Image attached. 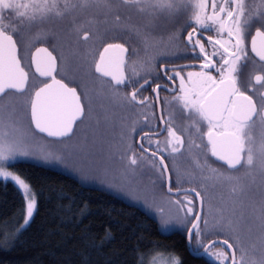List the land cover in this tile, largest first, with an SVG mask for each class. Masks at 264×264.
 <instances>
[{
  "label": "snow or ice",
  "instance_id": "obj_1",
  "mask_svg": "<svg viewBox=\"0 0 264 264\" xmlns=\"http://www.w3.org/2000/svg\"><path fill=\"white\" fill-rule=\"evenodd\" d=\"M120 5L135 7L138 12L148 15H167L169 17L179 15L182 11L191 9V16L187 23L194 24L195 27L187 35V46L191 49L194 59L201 60L199 71H189L181 75L179 71L172 70V75L167 78L175 81L179 78V94L173 97V101L178 103L182 112H184L189 123L183 128L188 133V149L201 150L208 149L213 157L218 161H223L230 171L238 172L244 169V175H225L215 168L197 162V167L203 173L205 168L209 173L204 179L214 180L216 182H227L233 185L231 191H237V185L254 172H259L264 176V130H262L259 142L254 137L253 129L259 123L264 129V94L259 97L260 107L252 95H248L241 90L238 75L242 62L249 59L255 64L258 61L260 74L254 76L256 84L264 86V0H256L249 5L245 0H28V2H18V0H0V13L7 10L9 13H15L16 25L12 23L5 24V17L0 15V100L4 95L12 92L13 94L30 93V89L36 88L37 82L43 86L36 88L34 95H31L28 103L30 104V123L34 129L41 133H47L50 137L70 138L74 132V125L78 120L84 117V106L81 103V97L76 88L69 87L62 80L56 78L58 72L57 57L53 55L48 48H37L32 57L35 64V71L39 77L50 79V83L38 81L35 75L31 84L29 83V73L25 71L22 65L21 57L18 55L17 40L14 35H19L25 39L26 33L30 32L34 25L42 24L51 19H63L70 17L73 30L78 34L82 25L77 24V14L85 13L95 9L102 11L107 16L114 13ZM209 6L211 12L209 13ZM92 23V21H89ZM254 24L256 27L255 35L251 36L250 52L246 44V36ZM128 31L134 33L142 44L141 49L132 48L131 54L137 59L128 67L131 70V78L124 75L125 58L124 53L129 50L123 44H108L100 53L99 61L95 64V71L102 76H111L115 83L112 88L114 97L119 96L118 89L121 85L127 86L134 82L138 83L141 72L148 73L158 56L164 55L163 52H154L156 42L148 31H142L140 28L123 23L121 17L114 16L112 29L106 31ZM214 31V36H207L206 43L202 40L203 33ZM50 34L46 32L37 33L35 36H28L25 47H31L35 40L47 38ZM97 38H102L100 35ZM176 37H169V43ZM83 39H89V33L84 32ZM211 49L209 51L208 49ZM55 50V49H54ZM141 53H143L141 55ZM115 54V55H113ZM183 67H196V65H182ZM213 72L216 75H213ZM60 74L63 69H60ZM167 74V70H165ZM150 81L145 79L138 89L125 95L123 99L128 104H146L148 98L137 100L138 93ZM161 85H156L153 89L157 92ZM176 91V89H173ZM3 105H0L2 111ZM26 114V113H25ZM168 133V139L163 149L160 148V141H152L147 134L142 138L147 140L149 145L155 143L157 150L151 155L156 157L160 151H167L169 155L181 153L184 147V139L177 135L172 126V115L168 119L161 117ZM148 117L145 116L147 123ZM22 118L16 115L13 108L9 114L8 122L0 115V177L5 180L11 179L20 189L23 190L27 199L26 215L24 224L30 223L36 208V199L31 193L30 185L19 175L9 172L5 164L10 159L17 156L28 157L29 152L17 148L20 141L23 140L26 133L22 128ZM202 125L207 126V132H202ZM193 136L203 138L207 137L206 144H197ZM11 138V140L9 139ZM131 149V145H129ZM170 149V151H169ZM144 151H147L146 149ZM160 167L163 172H167V165L164 164L163 156L159 157ZM132 165L137 164L135 155L130 159ZM187 191V190H186ZM196 197L200 198V192L191 189ZM169 192L171 187L169 186ZM181 206L185 212V220L188 217H194L189 233V253L198 259H207L218 261L219 264H245L244 256L248 253L241 248V258L237 260L235 251L231 256L226 252H210L211 245L205 247L200 241L201 235L216 234L227 235L229 238L223 240V245L232 250L234 245L239 247V236L235 235L237 222L225 216L226 209H213L211 204L208 207L207 216L212 217L202 219L201 212H195L193 201L186 199L173 201ZM201 209H203V199L201 198ZM162 212V209L160 210ZM261 218L264 221V206L261 207ZM203 223V229H201ZM264 228V223H262ZM197 236V245L191 247L192 235ZM229 239L233 243H229ZM215 241L213 243H218ZM261 244L264 245V233L261 234ZM255 249V245L252 246ZM204 250L201 251L200 249ZM163 253H156L148 261V264H161L158 257H163ZM141 264H144V258H140ZM163 264H181L178 257L171 256L170 261H163ZM247 264H264V250L259 256L255 252L247 261Z\"/></svg>",
  "mask_w": 264,
  "mask_h": 264
},
{
  "label": "flooded vegetation",
  "instance_id": "obj_2",
  "mask_svg": "<svg viewBox=\"0 0 264 264\" xmlns=\"http://www.w3.org/2000/svg\"><path fill=\"white\" fill-rule=\"evenodd\" d=\"M18 2H28V0H18ZM245 2L249 5L254 3L253 0H245ZM210 12L211 8L209 6ZM117 14L121 17L123 23L136 26L142 31H148L157 45L154 52H163L164 55L157 57L150 72H141L138 83L134 82L127 86L121 85L118 89L119 96L114 97L113 93L117 90L113 89L112 85L115 81L112 80L111 76H102L95 71V64L99 61L100 53H102L108 44H123L129 50L127 53H124L125 66L123 71L125 77L131 78L132 73L128 65H131L137 59V57L131 54V50L132 48H142L140 40L134 33L119 30L106 31L107 29H112L114 16ZM0 15L5 17L3 21L5 24L12 23L14 26L16 25L15 13H9L7 10H4ZM100 15H104V13L102 11L98 12L95 9L77 14V24L82 25L81 31L78 34L73 30L70 17L51 19L59 20L61 23L65 21L68 24H65L64 27L67 28L64 31L60 29L56 30L58 25H54V29L50 31L45 30L44 32L50 35L46 39L35 40L34 43L36 44L29 50L26 48L27 50H24L25 53L22 52L18 35H14L19 46V55L23 66H25L24 60H28L32 68V73H30V70L25 66V69L29 73V83L32 82L33 75H35L38 81L42 80L43 83L51 82L50 79L39 77L34 71L32 63L33 51L36 47L45 45L57 57L58 72L56 73V77L63 80L70 87L77 89L81 97V103L84 106V117L75 124L71 137L76 133L82 135V138H84L92 128H97L98 130L99 128H103L104 131L106 129L108 135L110 134L108 149L115 157L117 163L126 164L129 168L138 167L137 172L142 192L151 193L155 196L159 195L161 198L166 197V199H169L170 204H175L173 201H181L183 203L186 199L192 200L193 204H199L198 198L192 191L180 192L179 194L172 192L183 189H196V191L200 192L203 204H205L203 193L209 192V189L212 187L211 183L215 182V184H218L222 182L204 179L205 176L209 175L207 168L202 173L200 168L197 167V162L200 165H204L206 160L207 165L225 175L235 173V171H230L225 163L218 161L206 148L193 150L192 152L187 151L189 135L183 131V128L189 123V120L186 114L181 111L179 104L173 101V97L179 94V78H176L174 82L167 78L172 75V70L179 71L181 75L185 76L189 71L200 70L199 64L201 60L194 59L191 49L187 46L188 32L192 31V28L195 27L194 24L187 23L191 16V9L182 11L179 15L169 17L160 14L148 15L147 13L138 12L135 7L120 5L114 13H110L107 16L106 24H100ZM89 21H92V23H89ZM37 25L31 28L28 36H35L43 29L42 25ZM256 27H259V24H254L246 36L249 56L253 58L254 56L250 52V41L251 36L255 35ZM85 31L89 33L87 41L83 39ZM66 34L67 38L65 37ZM98 35L102 38H97ZM215 35L214 31L203 33L202 40L205 42L206 47H208L206 37H215ZM173 36L176 38L169 43V37ZM78 48L92 49L85 52L89 55L88 57L78 61L76 60ZM208 50L211 51L210 48ZM182 65H196V67L182 68ZM60 69H63V75L60 74ZM165 70H167V74H165ZM260 73L261 69L259 68L258 61L254 64L253 60L249 59L246 62H242L238 75L241 90L253 96V99L257 101L258 108L260 107L259 97L261 94H264V86L256 84L253 78L256 74ZM213 75H216V73L213 72ZM145 79L149 80L150 84L146 85L138 93L137 100H143L147 97L146 104H128L123 97L138 89ZM42 85V83L37 82L36 88ZM156 85L162 86L158 89V98L157 92L153 91ZM36 88L30 90V98L31 95H34ZM173 89H176V91H173ZM11 93L9 92L4 95L3 98ZM170 114L172 115V126L175 128L177 135L184 139V147L181 153L175 155H169L167 151H160L156 157H153L151 153L157 150L155 143L150 146L148 141L142 138L147 134L152 141H160V148L163 149L168 139V133L161 117L166 120ZM145 116L148 117L147 123L145 122ZM26 117V122L29 124L30 104ZM121 128H123V133L121 132ZM262 130L264 129H262L259 123L253 129L257 142H259L258 134L262 133ZM201 131L206 133L207 126L202 125ZM117 132L118 136H116ZM43 136L49 138L44 134ZM193 139L196 140L197 144L207 143L206 136L203 138V142L196 136H193ZM129 145H131V149H129ZM145 149L147 151H144ZM133 155L137 159L136 165L130 163ZM160 156H163L164 164L167 165L168 170L166 173L160 167ZM225 183L223 182L222 184ZM169 186L171 187V192H169Z\"/></svg>",
  "mask_w": 264,
  "mask_h": 264
},
{
  "label": "trees",
  "instance_id": "obj_3",
  "mask_svg": "<svg viewBox=\"0 0 264 264\" xmlns=\"http://www.w3.org/2000/svg\"><path fill=\"white\" fill-rule=\"evenodd\" d=\"M100 22L106 24L104 15H100ZM18 40L23 53L36 44L33 42L26 49L24 39L18 35ZM91 49L78 48L76 60H84L89 56L85 52ZM24 65L32 73L28 60H24ZM26 121L22 124L46 138L33 128L30 121L29 124ZM93 130L90 129L84 138L75 133L70 143L76 145L77 150H73L71 145L66 146V157L73 160L79 154L84 155L90 172L99 175L94 167L96 163L86 149ZM99 131L105 134L103 128ZM258 135L260 140L261 133ZM11 167L34 190L37 209L30 223L21 227L26 215L25 197L13 181L0 178V264H141V256L147 264L151 254L158 251L176 254L181 264H219L218 261L194 258L189 253L188 229L194 217H188L181 228L164 231L159 219L111 189L103 177L82 180L72 173L28 157L17 160ZM244 171L241 169L231 175L243 176ZM211 184L209 192L203 193L202 219H212L207 216L210 204L213 209H226L225 216L237 222L235 235L239 236V247L234 245L237 260L241 258L240 249L243 248L248 253L244 256L247 264L253 252L259 256L264 250L261 244L264 176L254 172L236 186L235 193L231 191L233 185L230 183ZM192 206L197 212L198 204ZM213 238L229 237L207 234L199 239L205 246ZM229 241L233 243L232 239ZM197 242V236L193 234L192 246L195 247ZM214 247L229 253L221 243L210 249Z\"/></svg>",
  "mask_w": 264,
  "mask_h": 264
},
{
  "label": "rangeland",
  "instance_id": "obj_4",
  "mask_svg": "<svg viewBox=\"0 0 264 264\" xmlns=\"http://www.w3.org/2000/svg\"><path fill=\"white\" fill-rule=\"evenodd\" d=\"M65 24L67 25L68 23H66L65 21L61 23L59 20H48L40 24L43 26V29L39 31V33L44 32L45 30L50 31L54 29L55 28L54 25H58L56 27V30L60 29L64 31V29L67 28L64 27ZM37 27L39 26L37 25ZM27 37H28V33H27ZM27 37L24 39V42H26ZM65 37L67 38V34L65 35ZM29 100H30L29 93L23 95L11 93L2 100H0V105H3L2 111H0V115L3 116L5 123L8 122L9 114L12 112L13 108H15L16 110V115L22 118V122H25L26 115L29 111V103H28ZM21 126L24 129L26 135L23 138V140L20 141L15 146L21 150L29 152L30 155L28 156V159L57 167L59 169H62L64 171L76 175L82 180L103 177L105 179L104 182L107 185H109L111 189L115 190L116 192H118L120 195L124 196L128 200L135 202L138 206H140L144 210L154 215L157 219H159L161 228L164 231L169 232L174 229L181 228L184 225V223L187 222V220H185V212L182 210L181 206H178L177 204H170L169 199L161 198V196L159 195L155 196L154 194L141 191L142 188L140 189V184H139L140 179H139V174L137 172L138 167L129 168L128 165L126 164L123 165L121 163H117L115 157L111 154L110 150L108 149L110 134L108 135L106 130H105V134H102L99 130L93 128L95 131L93 130L92 139L86 143V149L90 153L89 154L90 158L92 159V161H95L96 163L94 167L99 174L97 175L96 173L94 174L91 173L90 168L85 165L87 158L86 157L84 158V155L79 154L78 157H75V159L73 160H71L69 157H66L67 156L66 154H68L67 153L68 150L65 149L66 146L69 147V145H71L73 146V150H77L75 149L76 145L70 143V139L63 138V139L49 140L39 136L35 131L30 129L31 127L29 128L27 125H24V123ZM121 132L123 133V128H121ZM116 136H118V132ZM9 139L11 140V138ZM23 158L26 157L17 156L14 160L13 159L8 160L5 164L6 170L16 175H19L17 172H15L12 169L11 165L17 160ZM0 178L4 179L2 177ZM7 180H11V179H7ZM20 190L22 191L25 197L23 190L22 189ZM30 190L31 193L34 194L36 199V208L34 209L33 212V216H34L37 209V197L31 186H30ZM224 195L226 197L225 193ZM25 200L27 204L26 197ZM161 209L162 212L160 211ZM209 251L221 252L222 248L214 247L212 249H209ZM156 253H161V252L158 251L152 253L151 256L149 257V260ZM163 254H164L163 257L157 258L158 260L161 261V264H163V261L166 260L170 261L171 256L178 257L176 254H170V253H163Z\"/></svg>",
  "mask_w": 264,
  "mask_h": 264
},
{
  "label": "water",
  "instance_id": "obj_5",
  "mask_svg": "<svg viewBox=\"0 0 264 264\" xmlns=\"http://www.w3.org/2000/svg\"><path fill=\"white\" fill-rule=\"evenodd\" d=\"M14 39H15V37H14ZM42 47H44V48H48L47 46H45V45H40V46H38V47H36V49L37 48H42ZM107 47V46H106ZM17 48H18V55H19V46H18V44H17ZM36 49L33 51V55L36 53ZM48 50L49 51H51L52 53H53V55L54 56H56L55 55V53L50 49V48H48ZM103 52V51H102ZM33 55H32V57H33ZM20 56V55H19ZM21 62H22V60H21ZM33 63V62H32ZM23 65V64H22ZM33 67H34V71H35V64L33 63ZM25 71H27L26 69H25ZM28 72V71H27ZM36 72V71H35ZM38 74V73H37ZM39 75V74H38ZM57 78V77H56ZM58 79V78H57ZM58 80H60V79H58ZM63 81V80H62ZM64 82V81H63ZM65 83V82H64ZM65 84H67V83H65ZM43 86V85H42ZM41 86V87H42ZM69 86V85H68ZM70 87V86H69ZM73 88H75V87H73ZM77 90V89H76ZM77 93H78V91H77ZM79 94V93H78ZM34 126V125H33ZM74 127H75V125H74ZM37 132H39L38 130H36ZM39 133H41V132H39ZM41 134H44V135H46L47 137H49V138H53V139H62V137H50V136H48L47 135V133H41ZM223 162V161H222ZM224 163V162H223ZM190 191L191 189H183V190H176V191H172L173 193H176V194H179L180 192H185V191ZM198 198V197H197ZM201 198H202V196L200 195V198H198V202H199V204H198V212H201V213H203V209H204V204H203V209H201ZM194 221V220H193ZM191 228V225H190V227H189V229ZM223 240H224V238H216V239H213V240H211V241H209L208 242V244L205 246V247H207V246H209V245H214V244H216V243H213V242H215V241H219L218 243H222L223 242ZM229 243H231L230 241H229ZM223 244V243H222ZM188 246L190 247V245H189V233H188ZM191 247H193L192 246V238H191ZM204 249H202L201 251H203ZM229 251H230V254H232V252L233 251H235V249H232V250H230V249H228ZM235 256H236V252H235ZM230 264H231V262H230Z\"/></svg>",
  "mask_w": 264,
  "mask_h": 264
}]
</instances>
